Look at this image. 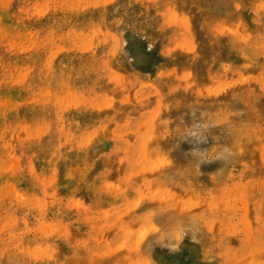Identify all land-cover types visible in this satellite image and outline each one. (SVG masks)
<instances>
[{
    "label": "rangeland",
    "instance_id": "rangeland-1",
    "mask_svg": "<svg viewBox=\"0 0 264 264\" xmlns=\"http://www.w3.org/2000/svg\"><path fill=\"white\" fill-rule=\"evenodd\" d=\"M0 264H264V0H0Z\"/></svg>",
    "mask_w": 264,
    "mask_h": 264
},
{
    "label": "clouds",
    "instance_id": "clouds-1",
    "mask_svg": "<svg viewBox=\"0 0 264 264\" xmlns=\"http://www.w3.org/2000/svg\"><path fill=\"white\" fill-rule=\"evenodd\" d=\"M190 137L198 142V143H204L206 142V135L204 133V130L202 129L201 126L197 125L196 127L193 128V130L189 133ZM202 157L205 155L203 152L198 153ZM183 237H179V239H182Z\"/></svg>",
    "mask_w": 264,
    "mask_h": 264
}]
</instances>
